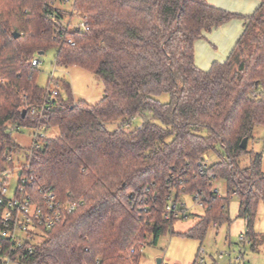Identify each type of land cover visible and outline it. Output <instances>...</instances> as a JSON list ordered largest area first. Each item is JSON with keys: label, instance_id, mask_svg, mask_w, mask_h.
Listing matches in <instances>:
<instances>
[{"label": "trees", "instance_id": "16d2710c", "mask_svg": "<svg viewBox=\"0 0 264 264\" xmlns=\"http://www.w3.org/2000/svg\"><path fill=\"white\" fill-rule=\"evenodd\" d=\"M262 1L227 61L202 71L196 42L242 19L207 0H73L69 15L87 29L65 24L56 0H0V182L13 167L6 157L21 155L33 178L29 194L40 198L48 190L75 205L64 222L42 229L24 264H140L145 245H157L167 232L203 242L211 226L230 223L233 196L257 250L264 157L250 145L256 128H264ZM51 49L58 66L98 77L103 99L94 105L76 100L59 81L67 97L55 84L59 94L50 110L32 116L49 89L39 86L33 62ZM137 117L142 123L133 128ZM118 121L126 129L108 130ZM18 127L58 133L28 154L10 130ZM211 154L218 157L213 164L205 160ZM246 156L251 161L243 166ZM216 180L226 182V197L215 191ZM171 195L181 216L166 219ZM185 196L204 214L176 233L175 223L189 218ZM2 213L0 205V230ZM8 246L0 238L4 251Z\"/></svg>", "mask_w": 264, "mask_h": 264}, {"label": "rangeland", "instance_id": "374dc122", "mask_svg": "<svg viewBox=\"0 0 264 264\" xmlns=\"http://www.w3.org/2000/svg\"><path fill=\"white\" fill-rule=\"evenodd\" d=\"M59 9L65 12V24L70 23L72 28H79L82 20L69 15L72 6L70 4H57ZM39 61V71L37 82L43 89L54 88L55 84L59 86V90L63 98L67 97L66 91L60 82H66L70 85L72 94L76 100L87 101L94 105L103 99L104 86L102 81L91 72L83 70L80 67L65 68L56 64V50L51 49L44 55L37 57ZM51 80H53L51 82ZM159 100L162 103H168L170 98L168 95H162ZM122 121L107 124L110 131L121 130ZM142 119L137 117L133 121V128L141 125ZM30 129H23L20 132H13V137L23 149L31 146ZM56 130L48 132L49 137L57 135ZM255 142L251 143L250 150L254 153L263 154L264 157V128L258 127L255 130ZM21 161V155H17ZM210 164L218 161V157L210 155ZM251 158L246 156L242 159L241 165H249ZM18 186L17 172L9 176L7 182L8 195L13 197ZM214 189L220 196H227V184L224 180L214 181ZM184 206L189 218L178 221L174 225L176 233H185L196 225L198 217L204 214L202 206L196 204L191 197L185 196ZM240 203L237 196H233L230 205V223H225L220 227L211 226L206 238L203 242L198 240L185 238L181 235H172L167 232L154 245L150 240L142 250V259L140 264H194L195 261L204 259L206 264H264V206L261 203L258 208L255 220L254 230L259 236V245L256 251L251 249L248 241L242 242L241 237L247 236L246 221L239 218ZM248 238V237H247ZM223 254V259L218 257Z\"/></svg>", "mask_w": 264, "mask_h": 264}, {"label": "built area", "instance_id": "2783aa9c", "mask_svg": "<svg viewBox=\"0 0 264 264\" xmlns=\"http://www.w3.org/2000/svg\"><path fill=\"white\" fill-rule=\"evenodd\" d=\"M73 3V0H56L55 6L57 4H70L72 6ZM60 10L64 12V10ZM79 28L87 29L84 23ZM69 42L71 43V41ZM33 64L38 65L39 62L35 60ZM58 94L59 91L56 87L53 89L49 88L44 103L38 107H32L30 114L32 116H43L44 113L50 110L51 103L56 100ZM123 129H126V126H123L121 130ZM10 130L20 132L23 129L18 127L10 128ZM30 130L33 133L30 134L31 146L27 152L28 154H31L35 149L41 148L42 141L49 138L45 127ZM6 158L13 167L5 171L3 174L4 179H1L0 182V205L3 208L0 238L7 241L9 246L6 251L0 247V264H24V253L33 252L34 245L39 240L40 235H42V229H51L55 225L64 222L66 212H72L75 209V205L63 204L53 192L48 190H41L40 198L34 194H29L28 188L32 184L33 178L28 175L30 166L26 158L23 157V161H21L15 154H10ZM205 160L209 162V157L205 156ZM16 172L18 186L15 195L10 197L8 195L7 182L9 176ZM196 204L201 206L199 202ZM180 216L181 213L174 202V196L171 195L165 209V217L166 219H171ZM241 241L250 243L247 236H242ZM132 253H134V250H132ZM223 258V254L218 257L220 260ZM197 264L206 263L201 258Z\"/></svg>", "mask_w": 264, "mask_h": 264}, {"label": "crops", "instance_id": "0c3cea01", "mask_svg": "<svg viewBox=\"0 0 264 264\" xmlns=\"http://www.w3.org/2000/svg\"><path fill=\"white\" fill-rule=\"evenodd\" d=\"M218 9L237 14L242 19L226 23L195 44V64L202 71H208L214 63H224L231 55L248 24L247 18L253 16L262 6V0H207Z\"/></svg>", "mask_w": 264, "mask_h": 264}, {"label": "water", "instance_id": "95a60500", "mask_svg": "<svg viewBox=\"0 0 264 264\" xmlns=\"http://www.w3.org/2000/svg\"><path fill=\"white\" fill-rule=\"evenodd\" d=\"M40 55H42V54H40ZM26 110H24L23 111V116H25L26 115ZM247 146H248V139H245L243 142H242V144H241V148L243 149V150H246L247 149Z\"/></svg>", "mask_w": 264, "mask_h": 264}]
</instances>
